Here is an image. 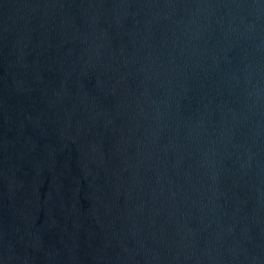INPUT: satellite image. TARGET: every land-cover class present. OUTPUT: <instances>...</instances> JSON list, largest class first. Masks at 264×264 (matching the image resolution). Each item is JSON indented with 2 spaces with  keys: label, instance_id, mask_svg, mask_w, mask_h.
Here are the masks:
<instances>
[{
  "label": "water",
  "instance_id": "95a60500",
  "mask_svg": "<svg viewBox=\"0 0 264 264\" xmlns=\"http://www.w3.org/2000/svg\"><path fill=\"white\" fill-rule=\"evenodd\" d=\"M0 264H264V0H0Z\"/></svg>",
  "mask_w": 264,
  "mask_h": 264
}]
</instances>
